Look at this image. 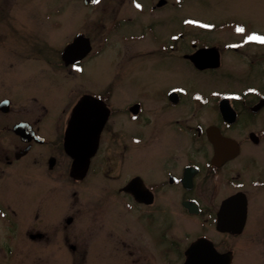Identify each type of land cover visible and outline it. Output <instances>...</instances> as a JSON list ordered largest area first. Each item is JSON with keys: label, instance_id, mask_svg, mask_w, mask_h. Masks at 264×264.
Masks as SVG:
<instances>
[{"label": "flooded vegetation", "instance_id": "af4514ba", "mask_svg": "<svg viewBox=\"0 0 264 264\" xmlns=\"http://www.w3.org/2000/svg\"><path fill=\"white\" fill-rule=\"evenodd\" d=\"M74 1L91 11L100 8L112 14L106 16L108 19L101 27L93 28L90 24L73 32L66 44H72L66 63L61 57L66 45L59 58H44L39 44L37 55L31 43V48L23 45L17 49L16 45H10L11 31L17 27L6 15L11 6L0 3V46L4 47L0 49L5 51H0V60L9 61L6 69L2 68L5 63H0V82L4 83L3 77L5 81L14 78L12 70L20 69L23 62L40 60L44 91L48 93L50 86L59 90L62 81H68L65 88L70 93L69 108L63 109V113L67 110L64 121L37 97L33 96L27 108L18 111L11 98L0 97L2 240L12 226L21 237H27V222L21 211L25 200L22 194H16L15 188H24L23 178L32 170L38 174L34 203L37 211H42L37 214L36 229L28 233L30 238L48 240L42 227L44 218L52 221L64 218L65 228L75 219L74 214L65 215L69 207L62 198V193L63 196L66 193L65 185L59 184V174L65 177L73 196L80 182L90 179L94 180L91 183H99L104 178L106 181L101 183L112 182L116 195L117 213L108 212L107 207V214L114 219L107 221L120 234L115 248L126 247L128 239L122 235L125 229H130L140 251L128 259V264H138L145 257L148 261L153 255L155 259L150 263H142L184 264L186 250L196 240L200 242V256H212L214 246L220 253L231 254L233 264L239 254L240 237L246 232L264 231V227L250 226L254 209L264 196V73L255 83L242 88L234 86L235 89L197 86L192 78L208 82L223 70L231 79L233 70H244L258 62L264 65V43L250 39L264 38V31L248 29L235 37L226 28L217 30L218 25L212 22L198 20L209 24L200 25L189 19L176 35H166L154 23L145 25L133 17H125L128 14L124 7L130 0H125L124 5L121 3L124 0ZM167 1L151 0L149 11L156 14L168 5ZM18 5L22 4H15ZM59 7L58 3L47 4L45 11H58ZM219 31L225 34L215 35ZM108 49L112 51L111 73L106 75L100 91L92 90L91 84L81 77L83 64ZM250 55L253 56L249 59ZM230 57L234 62H227ZM238 59L247 61L231 67ZM177 60L186 63L178 64ZM146 61L159 82L165 81L163 74L167 70L172 67L182 70L184 66L189 68L190 82L148 85L149 94L140 95L145 85L142 91H137L134 78L139 72L138 63ZM129 88L136 92L129 95ZM84 96L88 105L76 111ZM101 114L106 115V120L97 149L89 159L85 177L75 179L70 175L75 159L64 148L67 125L73 124V138L76 135L88 138ZM18 123L23 124L14 129ZM164 131L170 134L168 141ZM155 147L158 148L153 150ZM129 162L133 163L131 167ZM112 167H116L115 174ZM7 191H12L13 196ZM105 200L109 202L108 198ZM56 201L62 204V210L58 217L50 216V207ZM105 223L104 219V226ZM73 231L65 232V251L76 249ZM103 232L102 238H106ZM3 245L0 242V247ZM122 261L127 264V260Z\"/></svg>", "mask_w": 264, "mask_h": 264}, {"label": "rangeland", "instance_id": "374dc122", "mask_svg": "<svg viewBox=\"0 0 264 264\" xmlns=\"http://www.w3.org/2000/svg\"><path fill=\"white\" fill-rule=\"evenodd\" d=\"M167 2L168 5L157 11L156 15L149 11L152 4L151 0H134L135 7L133 6V1L130 0L128 2L129 5L126 4L124 7L125 14H128L125 17H133L134 21L145 25L154 23V27L156 25L162 34L173 36L183 30L184 22L189 19L212 22V24L218 25L217 30L226 28L231 30L233 32L231 35L235 37L242 35L248 29L264 31V0H168ZM0 3L11 6L9 8L11 11L7 12L6 15L7 18L10 16V19L17 27L11 31L10 45H16L15 48L23 45L31 48V43L34 45L33 49L37 55L36 48L37 44H39L41 45L40 54L43 53L44 58H59L60 50L70 40L74 31L80 28L83 29L90 24L93 28L101 27L108 19L106 16L108 17L112 14L100 11V8L91 11L90 8L85 7L83 4L79 5L80 2L74 0H0ZM51 3H58L60 5L59 10L54 12L45 11L46 5ZM121 3L124 5L126 1L124 0ZM130 3H132V6ZM15 4L22 5L15 6ZM155 21L157 24H155ZM10 25L12 26V24ZM238 29H243V31H238ZM222 34H225V32L219 31L215 35L221 36ZM100 38L96 41L98 42ZM0 48L4 47L0 46ZM0 51L5 53L3 49H0ZM252 56L250 55L249 59ZM111 57L112 51L108 49L98 56H93L92 59H88L83 64L81 77L91 84L90 88L92 90L100 91L105 84L106 75L111 73ZM230 58L227 59V62H234V58ZM240 61L245 64L247 60L238 59L231 67L233 65L242 66L243 64ZM6 62L5 60H0V63H5L2 68L6 69L9 66V61ZM177 63L184 62L177 60ZM148 64V61L142 64L138 63L139 72L134 78L137 91H142V86L145 85L144 92L139 93L140 95L145 94L147 96L149 94L148 85L190 82V79H188L189 68L186 66L182 69L183 71L180 70V67L179 69L172 67L167 70V73L163 74L165 81L159 82V77L155 75L153 67L147 68ZM246 70L247 72H245ZM12 72L16 75L14 78L5 81V77H3L4 83L0 82V97L7 95L11 98L13 103L18 105L16 107L17 111L27 108L26 105L30 104L29 101L32 97H37L47 103L56 117L62 116V121L65 120L67 110L63 113V109L69 108L70 93L65 88L68 81H62L60 84L61 90L60 88L58 90L57 87H48V93H55L54 96L49 97L48 93L44 91L42 86L44 84L43 78L39 74L40 60L25 61L20 69L17 68L15 71L12 70ZM231 73V79L221 70L211 81L199 82L193 78L192 81L197 86L207 85L206 88L219 86L220 89L229 87L235 89L234 86L238 85L242 88L250 83H255L257 78L261 77V74L264 73V65L259 62L257 64H249L244 70H233ZM11 75L9 74V76ZM128 92L129 95H132L136 91L129 88ZM21 114L25 115L24 113ZM163 134L168 141L170 134L166 131ZM9 141L11 140L9 139ZM139 147L147 148V146H142V144H139ZM156 148L158 147L153 150ZM132 165L133 163L129 162L128 167ZM112 170L113 174H115L116 167H112ZM8 179H6V182L11 186ZM103 180L106 181L104 178ZM103 180H100L99 183H91L94 180L90 181V179L80 182L79 185H76V195L73 196L65 177L59 174V184L65 185L66 193L64 196L62 193V198L67 203V207H69L65 215L74 214L75 219L68 228H65L64 224L66 222L64 218H59L58 221L44 218V225L41 226L46 229L49 238L48 240L38 241L39 239L30 238L28 234L36 229L38 223L37 214L42 211H37L34 203L38 194V174L31 170L23 178L24 188H15L16 194H22V198L25 200L21 211L23 220L27 222V237L26 239H24L25 235L21 237L15 230V226H12L7 231V236L4 240H2L3 237L1 238L0 235V242L5 244L0 247V264H123L124 261L122 259L125 260V263L127 260L128 264V259L135 257L133 254H137L140 251L136 248L138 245L134 237H132L133 234L130 229H125L122 235L126 240L128 239L129 243L127 242L126 247L121 249L122 247L120 246V250L115 248L120 234L114 230L116 228L115 225L112 226L113 230H111L112 227L109 221H114V219L107 214V207L108 212L117 213L116 203H114L116 195L113 192L112 182L101 183ZM9 193L13 196L12 191H7V194ZM258 196L259 194L256 195V198ZM106 198H108V203L105 202ZM111 207H113V210H109ZM50 210L48 213L50 216L56 214L58 217L59 212L62 210V204L56 201L50 207ZM254 212L256 217L254 214L251 216V228L255 226L263 228L264 196L254 209ZM41 217H44V214H41ZM104 219L106 220L105 226L103 225ZM127 225L125 224V226ZM68 231H73L75 235V251H73L74 249L65 251V248H63V237L65 232L67 233ZM102 232L107 234L106 238H102ZM240 238L239 246H237L239 254L233 264H264V231L261 234L246 232ZM103 240L106 241L101 244ZM22 241L23 245L15 249ZM151 254L153 255L152 252ZM152 255L149 256L152 257ZM152 258L155 259L154 255ZM152 258L147 261L145 257L138 264H143L142 262L144 261L150 263Z\"/></svg>", "mask_w": 264, "mask_h": 264}, {"label": "water", "instance_id": "95a60500", "mask_svg": "<svg viewBox=\"0 0 264 264\" xmlns=\"http://www.w3.org/2000/svg\"><path fill=\"white\" fill-rule=\"evenodd\" d=\"M72 45V44H71ZM71 45H69L65 51L63 52L64 58L67 60V55L70 51ZM87 98H83L76 106L77 109H82L88 104ZM97 122L94 124L95 129L93 134H90L88 138H73L71 135V129L73 124L69 125L66 135L65 147L66 150L75 158L74 165L72 167V174L76 176L83 177L86 173L89 158L94 154L95 149L97 147L98 138L100 130L106 120V115H102L99 118H96ZM91 132V133H92ZM199 243L192 246V248L188 251V259L185 264H229L230 257L225 254L218 255L217 253L212 254L211 258H203L200 256V251H198ZM212 249L209 253H211ZM202 259V261H200Z\"/></svg>", "mask_w": 264, "mask_h": 264}, {"label": "snow or ice", "instance_id": "6c2138e0", "mask_svg": "<svg viewBox=\"0 0 264 264\" xmlns=\"http://www.w3.org/2000/svg\"><path fill=\"white\" fill-rule=\"evenodd\" d=\"M238 31H243V29H238ZM250 39H259L262 43H264V38H259V37H250Z\"/></svg>", "mask_w": 264, "mask_h": 264}]
</instances>
